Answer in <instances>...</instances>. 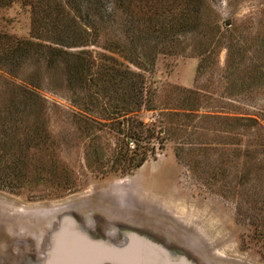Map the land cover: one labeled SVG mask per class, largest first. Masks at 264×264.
<instances>
[{"label":"rangeland","instance_id":"374dc122","mask_svg":"<svg viewBox=\"0 0 264 264\" xmlns=\"http://www.w3.org/2000/svg\"><path fill=\"white\" fill-rule=\"evenodd\" d=\"M93 1L36 0L34 25L0 6L1 35L67 52L0 66V264L20 216L84 233L73 210L195 263L264 264V0L106 3L104 22Z\"/></svg>","mask_w":264,"mask_h":264},{"label":"bare ground","instance_id":"6f19581e","mask_svg":"<svg viewBox=\"0 0 264 264\" xmlns=\"http://www.w3.org/2000/svg\"><path fill=\"white\" fill-rule=\"evenodd\" d=\"M79 213L75 210L71 211V214H74L75 216L78 215L83 220V224L86 227L85 231L87 237L90 238L89 240L94 241V243H85L83 245L85 250L84 253H86L85 256L83 255L85 259L94 258V264L131 263L133 254H131L130 250L126 251L125 248L127 247L124 246L127 240V246L130 243L127 236L130 231L124 232L123 234L120 233V229H116L114 222L107 220L106 218L103 219V217L101 218L100 213L98 216L99 218L96 220L94 219V212L89 216L81 211H79ZM63 215L56 218L54 214H52L51 217L49 215L44 217V215L38 214V216H34V218L29 220L22 219L26 215L20 216V219L18 220V242L13 244V248L18 252L19 259L14 264H52L55 255L53 253L55 246L57 245L59 247V238L56 237V235L63 233L62 230H58ZM40 216L42 217L39 218ZM96 221L101 222V225L104 226L103 230L97 226L98 223ZM87 225L89 226L87 227ZM163 241H166L164 242L166 245L164 243L160 244L169 247L168 251H170L171 256L173 255L176 258L184 256L186 259H190L188 257L190 252L188 253L187 249L181 245L170 246L172 244L170 239L165 238ZM133 247L134 243L131 241V248ZM2 250L5 251L3 248ZM183 252L185 255H180V253ZM190 255L192 258H195V255L191 253ZM191 261L194 264H199V262L195 263V261Z\"/></svg>","mask_w":264,"mask_h":264},{"label":"trees","instance_id":"16d2710c","mask_svg":"<svg viewBox=\"0 0 264 264\" xmlns=\"http://www.w3.org/2000/svg\"><path fill=\"white\" fill-rule=\"evenodd\" d=\"M71 1L73 2L75 0H71ZM15 2H21L30 7L32 13L34 14V19H33V25H34V23L37 21L36 13H38L36 12V8L39 7L36 5V0H0V6H9ZM93 2L96 3V5L92 6L96 16H98L101 22H104L107 15H109L107 12V8L104 7L106 3L113 5L115 8L121 7L125 11H127V9H130L128 4L131 2V0H95ZM204 2L205 0H185V8H187L189 5L191 6L194 4L196 5L194 9L199 14L201 13L202 8L204 7ZM149 3L153 4L152 0H149ZM109 13H111V8ZM31 31L33 32V37H36L37 35L36 38H39L38 37L40 36L39 29H35L33 26V29H31ZM76 38H77L76 44H78L77 47L85 46L86 40L84 39L83 36ZM31 52L39 56L46 57L48 59L50 67L55 65L56 64L55 62H57V60L59 59L65 60L64 56H66L67 54L66 51H63L61 49H57L54 47H45L37 43L35 44L31 40H18L17 38L13 39L12 37H9L6 34L4 35L0 34V66H4L5 64V66H7V68H9V70H12L13 72L14 69L20 67L22 62L28 59V55ZM78 71L82 72L81 70L76 69L71 75V78L68 79L69 82L71 81V83L76 84L77 81H83V76ZM32 97L36 100V98L32 94H30V97L27 99V101L34 102ZM145 158L146 157L143 156L141 160L138 161L136 166H141L143 162L146 160Z\"/></svg>","mask_w":264,"mask_h":264},{"label":"water","instance_id":"95a60500","mask_svg":"<svg viewBox=\"0 0 264 264\" xmlns=\"http://www.w3.org/2000/svg\"><path fill=\"white\" fill-rule=\"evenodd\" d=\"M70 219L64 217L60 221L61 225L58 230H62L63 233L56 235L59 238V247L55 246L52 264H59L57 263L58 260L64 262V264H94V258L85 259L83 257V255H86L83 245L85 243H94V241L89 240L90 238L87 237L86 231L82 233L78 230L76 226L78 224ZM127 236L130 243L127 246V240L124 246L127 247L125 248L126 251L130 250L131 254H133L130 264H192L184 258L171 256L170 251L163 246L151 245L145 241L138 240L130 234H127ZM131 241L134 243L133 248H131Z\"/></svg>","mask_w":264,"mask_h":264}]
</instances>
